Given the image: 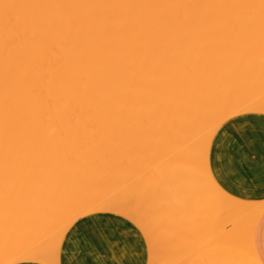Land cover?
Listing matches in <instances>:
<instances>
[{
	"label": "bare ground",
	"instance_id": "1",
	"mask_svg": "<svg viewBox=\"0 0 264 264\" xmlns=\"http://www.w3.org/2000/svg\"><path fill=\"white\" fill-rule=\"evenodd\" d=\"M234 22L249 26L254 41L243 27L247 33L242 36L251 40L237 38L226 50L216 46L215 37L225 35L216 27L229 29L225 32L230 35L228 26ZM261 33L264 0H0V198L11 195L3 196L7 189L28 187L23 195L20 191L23 201L17 198L14 206L0 207V264L32 259L56 263L65 230L82 215L106 209L134 217V184L153 168L191 162L186 160L191 155H199L206 165L213 136L225 120L264 111V83L250 98L245 91L231 102L216 98L226 70L240 69L251 80L263 77L264 55L262 63L251 66L240 65L237 57L245 47L264 52ZM215 51L230 56V64H216ZM149 133L154 151L147 166L140 168V162L137 168L134 162L121 172L132 146L141 148L133 138ZM101 151L119 152L120 157L97 164L91 156L103 155ZM85 170L87 180L80 183ZM99 182L118 189L91 199L89 189ZM30 186L35 193H28ZM59 190L54 204L50 200ZM43 194L50 200L42 203ZM246 207L225 201L228 213ZM11 215H17L12 222ZM39 226L58 228L57 240L48 242L43 227L40 242L35 234ZM23 228L32 233L14 237ZM6 230L15 238L12 244L3 235ZM152 253L154 259L169 254L157 248Z\"/></svg>",
	"mask_w": 264,
	"mask_h": 264
},
{
	"label": "crops",
	"instance_id": "2",
	"mask_svg": "<svg viewBox=\"0 0 264 264\" xmlns=\"http://www.w3.org/2000/svg\"><path fill=\"white\" fill-rule=\"evenodd\" d=\"M143 181L149 184L138 186L134 217L116 211L82 215L65 230L56 263L32 259L11 264H149V258L155 264L162 258L154 259V248L177 250L192 264H264V111L225 120L201 172L181 161L153 168ZM161 200L165 205L159 207ZM226 200L247 207L228 213ZM235 214L253 215L251 224L239 227ZM180 223L184 227L171 233Z\"/></svg>",
	"mask_w": 264,
	"mask_h": 264
},
{
	"label": "rangeland",
	"instance_id": "3",
	"mask_svg": "<svg viewBox=\"0 0 264 264\" xmlns=\"http://www.w3.org/2000/svg\"><path fill=\"white\" fill-rule=\"evenodd\" d=\"M234 4V3H233ZM234 7H235V5H234ZM233 7V10H235L236 12L238 11L237 10V8L235 7L234 8ZM235 13V12H234ZM233 25L231 26H228V27H230V31H232V32H230V35L228 34V32H225V29L227 30V31H229V29H227V28H221V29H224V30H221L220 28H219V26H217L216 27V29L218 30V32H220V33H222V35H226L227 36V39H224V38H226L225 37V35L222 37L221 35H220V37L218 38V39H216V37L215 36H217V34L219 35V33H216L215 34V39H214V41L216 42H214L215 44H217L216 46H219L220 44H221V46H222V48L223 49H227V46L229 47V46H231L230 44H233V42L235 43V39H236V41H238L237 40V38H242V40L244 39V37L245 36H242V32L244 31L243 29L244 28H246V26L244 25H239L238 27L236 26L237 24H235V22L234 23H232ZM231 27H233V28H231ZM236 29H235V28ZM244 27V28H243ZM248 28H249V26H248ZM248 28H246V29H248ZM242 29V30H241ZM246 29H245V31H244V33H247V31H246ZM217 30H216V32H217ZM221 30V31H220ZM223 31V32H222ZM234 31V32H233ZM237 31V32H236ZM241 31V32H240ZM248 31H249V29H248ZM236 32V33H235ZM224 33V34H223ZM231 33H232V35H231ZM234 33V34H233ZM243 33V34H244ZM238 35V36H237ZM246 35V34H245ZM260 35H262V33L260 34ZM260 35H258V37L260 36ZM229 36V37H228ZM247 36V35H246ZM218 37V36H217ZM223 38V40H222V38ZM247 37H250L251 39L253 38L252 36H251V34H250V31H249V35L247 36ZM262 37H264V33H263V35H262ZM262 37H260V38H262ZM246 38V37H245ZM247 39V41L248 40H251V39ZM233 39V40H232ZM254 39H255V37H254ZM241 39H239V41H240ZM262 40H263V38H262ZM187 41V40H186ZM252 41H254L253 39H252ZM188 42V41H187ZM186 42V43H187ZM224 42V43H223ZM250 42V41H249ZM249 42H247V44H249ZM251 43V42H250ZM253 43V42H252ZM184 44H185V41H184ZM188 44V43H187ZM186 45V44H185ZM215 46V47H216ZM220 47V46H219ZM226 47V48H225ZM212 47L210 46V48H208L207 47V49H211ZM221 48V49H222ZM244 49V50H243ZM243 49H241L240 50V52H238V53H240V54H237V57H238V60H239V62L240 61H242V62H240L239 64L240 65H244V64H248L249 66H251L255 61L256 62H261L262 63V61H261V57H262V55H264V52L262 51L263 49H258L257 51H254V50H251V49H246V47L245 48H243ZM261 51V52H260ZM246 52V53H245ZM252 52V53H251ZM257 52V53H256ZM214 53H216L217 54V57L218 58H216V61H215V63L216 64H218L219 63V61H220V63L222 64L223 63V65H226V63L228 64L229 63V61H230V56H228V55H225L224 53V51H222V53H218V52H214ZM259 53V54H258ZM216 54H215V56H216ZM262 54V55H261ZM219 55H222V56H219ZM248 55V56H247ZM212 56H214V54L212 55ZM215 59V57H212V59ZM214 59H213V61H214ZM253 59V60H252ZM227 60V61H226ZM246 60V61H245ZM259 60V61H258ZM225 61V62H224ZM244 61V62H243ZM219 63V64H220ZM205 64L206 63H203V65H202V67L203 66H205ZM230 64V63H229ZM205 67H203V69H204ZM233 71V70H232ZM230 71V72H228V70H226V73H225V76H224V79H227V80H229L228 82H227V80H225L226 81V83L224 84V87H223V89L221 90L222 91V93H220V95H219V92H220V90H219V92H217L216 91V98H218V100H219V103H225V101H228V102H231L232 100H234L236 97L235 96H238L237 94L238 93H244V91H245V93H244V95L247 97V98H250V97H252L253 96V94L255 95L256 94V89H257V85L258 84H263L264 83V75H263V77L260 79V80H255V79H250L249 77H248V75L247 74H245L244 72H242V71H240V69H238L236 72L235 71ZM239 72H241V73H244V74H241L240 73V75H239ZM228 73V74H227ZM263 74H264V72H263ZM234 76H236L235 78H234ZM237 76H239V77H237ZM242 76V77H241ZM228 77H230V78H228ZM237 78V79H236ZM235 80V81H234ZM231 82V83H230ZM239 83V84H238ZM235 84H236V86H235ZM198 84H196L195 85V88L196 87H198L199 88V85L197 86ZM249 85H251V86H249ZM201 86V85H200ZM234 86V88L232 89V87ZM246 86V87H245ZM245 87V88H244ZM249 88V89H248ZM240 89H241V91H240ZM244 89V90H243ZM254 89V90H253ZM248 90V91H247ZM234 91V92H233ZM247 91V92H246ZM225 92V93H224ZM249 92V93H248ZM230 93V94H229ZM232 93H233V95H232ZM229 95V96H228ZM217 96H219V97H217ZM221 98L223 99V100H221ZM226 98V99H225ZM225 100V101H224ZM153 129H156V128H153ZM153 131H154V133H153ZM152 131V137H154L153 139L151 138V134L149 133V135L150 136H148L147 138H141L140 139V137H138V136H136L135 138H133L135 141V143L134 144H136V143H138L137 141H139V143L140 144H142V145H144L143 146V148H144V150L145 149H147L145 152L143 151V149H141L142 148V145H140V144H137V145H140L141 146V148L139 147V149H137L138 147L135 145V147H136V151H135V149H134V145L132 146L133 148H131V149H133V150H130V151H128L129 153L127 154L128 156L126 157V158H129L128 160L127 159H125L123 162H124V165H122L121 167H122V171L121 172H123V171H125V169H126V171H127V169L128 170H130L129 168H128V166L130 167V165H131V163H132V165H134L135 163H136V167L138 168V166H137V163H142V162H144V160H142L143 158L145 159V166L143 165L142 166V164L140 163L139 164V167H140V165H141V167L140 168H143V167H146L147 166V162L149 163V161H148V159H151V157H152V155H153V146H152V141L150 140V139H152L153 141H156V139H155V135H156V133H157V129L156 130H153ZM156 132V133H155ZM206 134V133H205ZM205 136H207V135H205ZM205 138V137H204ZM84 139L85 138H80V139H78L79 141H81V144L82 143H85L84 142ZM147 139V140H146ZM77 140V139H76ZM77 140V141H78ZM86 140H88V139H86ZM90 141H92L91 139H89ZM132 140V139H131ZM137 140V141H136ZM83 141V142H82ZM147 141V142H146ZM142 142V143H141ZM146 143V145H147V147L145 148V143ZM80 143V142H79ZM147 143H149V144H147ZM81 144H79V145H81ZM127 144V143H126ZM75 145H77V144H75ZM74 145V146H75ZM74 146H71V147H69L68 149H71V150H68L69 152H71V151H73V149H72V147H74ZM112 146V148L114 147L113 145H111ZM109 147V146H108ZM107 147V148H108ZM129 147V146H128ZM150 147V148H149ZM115 148V147H114ZM109 149V148H108ZM148 149H150L149 151H148ZM111 150V149H110ZM138 150L139 151H141L142 150V152H144L145 154L147 153L148 155H145V154H141V152H138ZM111 151H113V150H111ZM102 153H103V155H101V153H100V155L98 154V155H96V156H91V158L92 159H94V162H96L97 164H99L100 162L101 163H103V161L105 160V162L106 161H110V160H112V157L115 155V153L113 152V154H112V152H110V153H104V151H101ZM132 152H134L136 155L133 157V156H131V155H133L134 153H132ZM119 153V152H118ZM118 153H116L118 156H116L115 155V157H120V154H118ZM149 153L151 154V155H149ZM105 154H106V156L109 154V155H111V156H107V157H102V156H105ZM138 154V155H137ZM131 157H130V156ZM143 155V158L142 157H140V156H142ZM149 156H151L150 158H149ZM111 159H110V158ZM146 157V158H145ZM91 158H89L88 159V161L90 160L91 162H93L92 161V159ZM95 158H97L98 159V161H97V159L95 160ZM100 158H102V159H100ZM105 158H107V159H105ZM137 158V159H136ZM100 159V160H99ZM113 159H114V157H113ZM186 160H191V163L193 164V166H194V168H195V170H196V172H201L202 170H203V168H204V163H203V159H201V157L198 155H191V156H187L186 157ZM201 160V161H200ZM147 161V162H146ZM93 162V163H94ZM135 162V163H134ZM130 163V164H129ZM123 164V163H122ZM127 165V166H126ZM117 168L119 167V165H117L116 166ZM127 167V168H126ZM116 168V170H118ZM125 168V169H124ZM131 168V167H130ZM121 169V168H120ZM90 172V171H89ZM117 172H119L120 173V171L118 170ZM86 174V175H85ZM87 174H88V172H87V170H85L84 172H82V175H80V178H79V182L80 183H84V179L85 180H87L86 178H87ZM69 175V174H68ZM67 176V175H66ZM70 176L71 177H68V178H72L73 177V175H71L70 174ZM185 176V172L183 171V172H181V178H183ZM84 177V178H83ZM80 179H82L83 181H80ZM65 180H63L62 181V184L61 185H63V182H64ZM139 181V180H138ZM141 181V180H140ZM140 181L138 182V183H135L134 184V186H136V187H138V186H140V184H141V188H143V187H147L148 186V184H149V182L148 181H143V182H141L140 183ZM137 182V181H136ZM60 185V186H61ZM80 185V184H79ZM98 185V186H97ZM114 185V184H113ZM113 185H110V186H108V187H106L104 184H102V183H100L99 182V184H97L96 183V185H94V187H92V188H90L89 190H91L90 191V198L91 199H93V198H97V197H101L102 195V197H105V196H107L108 194H113V192H114V190L116 191L117 189H118V187H117V185L115 184L114 186ZM21 187H20V189L19 190H17V188H16V190H17V192H13V191H11V190H9V189H7L8 191H10V192H8V193H5V192H7V191H5L4 193V195L3 196H6V194H11L9 197H7V199H6V197H1L2 199L4 198V200L3 201H1L0 200V207H2V206H6V205H9V204H11L12 203V200H14L13 202H16L15 201V199L17 200V198H18V200L17 201H23V196L21 197L19 194H21L22 192L24 193L25 191L24 190H26V189H28V187L26 186V187H23L22 185H20ZM29 186V185H28ZM49 186V185H48ZM33 186H30V188L31 189H29L30 191L28 192V193H31V190H33V193H35L34 191H35V188L33 187ZM99 187V188H98ZM113 187V188H112ZM23 188H25V189H23ZM48 188V187H47ZM60 188H62L63 189V186L62 187H60ZM59 188V189H60ZM117 188V189H116ZM138 188H140V187H138ZM111 189V190H110ZM110 190V191H109ZM20 191H21V193H20ZM94 192V193H93ZM102 192V193H101ZM15 193V194H14ZM23 193L21 194V195H23ZM52 193V192H51ZM55 193V191H53V193L52 194H54ZM59 193H61V190H59L58 192H56L55 193V195H54V197H55V199L54 200H50V199H47L48 197H46L44 194L43 195H41V196H44V197H46V199H44L43 200V198L41 197H38V198H40V200H43V201H41L42 203H44L45 201H47V200H50L51 202H53V201H55V202H53L54 204H56L58 201H59V199H57V198H59V197H57L58 196V194ZM99 193V194H98ZM16 194H17V196H16ZM50 194V193H49ZM57 194V195H56ZM93 194V195H92ZM105 194H107V195H105ZM13 195V196H12ZM35 195V194H34ZM38 195V194H37ZM36 195V196H37ZM118 195V194H117ZM120 195V194H119ZM118 195V196H119ZM124 193L122 194V195H120V198H121V196H122V198H124ZM12 197H13V199H12ZM57 197V198H56ZM89 197H88V200H89ZM126 197V196H125ZM0 198V199H1ZM22 198V199H21ZM184 198V197H183ZM21 199V200H20ZM7 201V202H6ZM3 202V203H2ZM88 202V201H87ZM6 203V204H5ZM19 203V202H18ZM4 204V205H3ZM14 204L15 203H13V204H11L12 206H14ZM157 204H158V206L160 207V206H162V205H165V203H164V201H158L157 202ZM16 209V208H15ZM32 209H33V207H32ZM30 212H32V213H30ZM33 212H35V209H33V210H31L30 211V209H29V212H28V214H33ZM97 212H110V211H107L106 209H103V210H100V211H97ZM96 213V212H95ZM112 213V212H111ZM117 213V212H116ZM89 214H92V213H89ZM120 214V213H119ZM86 215H88V214H86ZM83 216H85V215H83ZM82 217V216H81ZM80 217V218H81ZM235 217H236V220H237V222H236V224L237 225H239V227H245V228H247L250 224H251V222H252V219H253V215H240V214H235ZM17 218V215H11V217L9 218V221L10 222H12L13 220H15ZM247 220V221H246ZM8 221V223H7V225L10 223ZM161 221H158V224L160 223ZM136 223V222H135ZM137 224V223H136ZM43 225V224H42ZM138 225V224H137ZM139 226V225H138ZM43 227H47V226H39V229H36L35 230V234L37 235V232H38V235H39V241L40 242H42L43 240V238L44 237H42L41 235H42V233L40 232L42 229H43ZM141 227V226H140ZM139 227V228H140ZM184 227V224H179V225H177V226H175L172 230H171V233H176V232H178L179 230H181L182 228ZM41 228V229H40ZM68 228V227H67ZM22 229H20V231H18V232H16V233H14V237L16 236V238H18L19 236H20V238H22V237H24V234H25V236L28 234V233H32V231L30 230H28V228H23V230L21 231ZM45 230V231H44ZM43 231L44 232H46L47 233V238L49 237L50 239H47V241L49 242V240H51L50 241V243H52V242H54V241H56L57 240V237L59 236V233H60V230L57 228L56 229V227H55V229H52V230H49V228H46V229H44ZM49 230V231H48ZM140 230L142 231V233H143V235L145 236V233H144V230H143V228L141 227L140 228ZM7 231V230H6ZM5 231V232H6ZM26 231V232H25ZM21 232V233H20ZM54 232V233H53ZM41 233V234H40ZM8 234H9V236H8ZM23 234V235H22ZM34 234V235H35ZM55 234V235H54ZM157 235H159L160 233H156ZM3 235L4 236H7V239H9V238H11V240H10V242H11V244L13 243V240L12 239H15V238H13V237H11L10 236V233L7 231V233H3ZM13 235V234H12ZM37 235V236H38ZM54 237H53V236ZM52 236V237H51ZM9 237V238H8ZM19 238V239H20ZM52 238L54 239V241L52 240ZM145 239H146V237H145ZM9 240L7 241V243L9 244L10 242H9ZM147 240V239H146ZM202 242L204 241L203 239H200ZM165 243H163V245L164 246H167L166 244H167V241H164ZM147 243H148V241H147ZM10 244V245H11ZM148 245H149V250H150V244L148 243ZM16 254V253H15ZM14 254V255H15ZM149 256H150V252H149ZM165 259V260H164ZM175 259V260H174ZM19 261H21V260H19ZM160 261V262H159ZM192 260H190L189 258H188V256L186 255V254H183V253H180V252H177V250H174V251H172V252H170L167 256H164L162 259H159V260H157L156 262H155V264H192V262H191ZM15 262H17V261H15ZM166 262V263H165ZM13 263V262H12ZM2 264V263H1ZM4 264V263H3ZM7 264H11V263H7ZM149 264H150V258H149Z\"/></svg>",
	"mask_w": 264,
	"mask_h": 264
},
{
	"label": "snow or ice",
	"instance_id": "4",
	"mask_svg": "<svg viewBox=\"0 0 264 264\" xmlns=\"http://www.w3.org/2000/svg\"><path fill=\"white\" fill-rule=\"evenodd\" d=\"M233 134L235 135L236 134V132L233 130Z\"/></svg>",
	"mask_w": 264,
	"mask_h": 264
}]
</instances>
